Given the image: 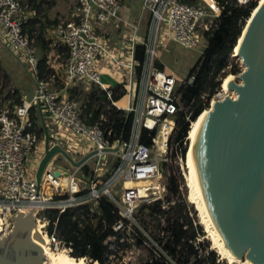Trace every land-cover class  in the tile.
<instances>
[{
    "label": "built area",
    "instance_id": "obj_1",
    "mask_svg": "<svg viewBox=\"0 0 264 264\" xmlns=\"http://www.w3.org/2000/svg\"><path fill=\"white\" fill-rule=\"evenodd\" d=\"M140 1L139 20L131 25L128 62L123 59L122 39L113 51L109 46L110 35L99 30L100 26L109 23L119 27L120 0H74L70 18L59 19L44 30L46 40L67 48V58L59 71V79L63 85L71 88L80 82L95 86L105 93L112 107L125 114H132L128 140L116 139L110 142L104 136L100 124L91 126L85 123L81 118L82 108L78 102L61 95L53 87L54 76H38L34 32L28 35L25 31L27 23L38 16L36 10L31 8L32 3L29 0H0V44L22 66H26V72L35 85L30 102L0 108L2 234L5 235L4 232L13 228L11 219L26 211L32 212L35 221L43 223L42 232L47 235L48 221L41 217L43 211L56 209L62 213L68 208L89 203L91 212H96L98 200L106 197L117 208L119 217L127 221V228L134 226L140 230L145 240H153L137 225L134 218L136 208L140 203L163 200L162 195L167 192L168 183L161 184L158 179L168 180L170 177L168 165L173 152L174 158L183 164L185 157L182 158L181 149L174 142V130L176 119L183 113L189 121L190 113L188 108L182 106L177 91L180 87L191 86L195 80L194 76H187L182 82H177L175 76L158 69L155 66L156 51L161 45V35H166L184 48L195 49L203 45L206 42L204 33L215 25L221 8L213 1L216 12L203 0L211 13L202 3L194 5L181 0ZM251 1L258 0H235L238 6H246ZM145 13L148 14L147 29L145 36L140 39L139 24ZM138 45L144 46V59L140 76L136 79L137 62L134 60V53ZM101 59L108 61L115 69L129 70L132 75L130 81L113 91L114 88L106 85L102 77L99 67ZM113 92L127 96L128 105L121 107L117 101H113ZM31 107L35 108L40 120L47 118L59 132L48 135L51 138L48 139L50 147H61L62 139H67V135L78 142H84L88 153L96 152L90 158H96L91 179L79 176L78 169L58 164L60 155H55L42 173L40 186L37 187L35 172L38 163L32 165L31 162L40 160L43 153L38 155L37 130L29 117ZM143 131H147L145 138L150 140L149 144L140 142ZM185 144L186 137L183 141V145ZM158 162L162 163L161 173L158 172ZM97 168L103 173L98 175ZM55 172H58V176L54 175ZM127 180L151 181L153 184L142 186V194H139L136 186L123 188ZM119 182L122 185L118 197L114 188ZM44 184L50 191L48 194H43ZM125 227L119 220L112 229L123 232ZM160 253L168 264H177L165 253ZM218 262L220 263L219 259Z\"/></svg>",
    "mask_w": 264,
    "mask_h": 264
},
{
    "label": "trees",
    "instance_id": "obj_2",
    "mask_svg": "<svg viewBox=\"0 0 264 264\" xmlns=\"http://www.w3.org/2000/svg\"><path fill=\"white\" fill-rule=\"evenodd\" d=\"M37 1L29 0V3H32L31 8L36 12L40 5L36 4ZM53 1L47 2L48 7L54 5ZM181 1L198 4V0ZM213 1L221 11L215 25L204 33L205 50L196 64L189 69L187 76H194V83L191 86L180 87L177 91L182 106L188 108L190 113L189 121L185 119L183 113L176 119L174 130V142L178 143L182 158L187 151V144L183 145V141L190 128V122L192 124L200 113L208 108L211 98L221 88L222 81L227 76L240 73L235 59L231 57L232 51L257 3L251 1L246 6H238L235 0ZM39 2L44 3V0ZM37 23H39L37 18L27 23L25 31L28 35H31ZM43 28L40 26L39 33L34 38L38 76L40 78L54 76L53 87L59 90L63 88L59 71L64 66L68 51L65 46L46 40ZM143 59L144 46L138 45L134 53V60L137 62L136 79L140 76ZM118 89L120 86L112 90ZM73 92H75L73 88L67 90L70 99ZM121 95L122 93L113 92V101H118ZM23 103L20 96L13 100V105L19 106ZM81 108V118L85 123L91 126L100 124L104 136L110 142L116 139L128 140L132 114H125L112 107L103 91L98 88L90 90ZM29 117L36 128L39 118L35 108L29 109ZM41 133L42 130L37 131L39 140ZM146 134L147 131H143L140 142L149 144L150 140L145 138ZM81 171L82 176L92 178L93 172L86 164L81 167ZM167 192L173 198L166 201L168 205L157 200L150 204H142L135 212L137 225L153 240H145L140 230L134 226L127 228V221L119 217L117 208L106 197L98 200L96 212H91L92 207L89 203L68 208L62 213L56 209L43 211L41 217L48 221L45 236L52 245L57 244L62 248L58 249L59 251H64L71 258L87 264H126V255L132 250L138 253L135 264H168L160 252L165 253L177 264H220L216 253L209 249L208 242L199 241L204 236L203 228L192 206L182 197L179 183L174 177L168 179ZM189 200L192 202L190 198ZM144 211L147 213L143 214ZM161 218L164 226L160 224ZM119 220L126 226L123 232H115L112 229ZM152 220L157 221V230L154 234L148 229ZM144 252L145 254H142Z\"/></svg>",
    "mask_w": 264,
    "mask_h": 264
},
{
    "label": "water",
    "instance_id": "obj_3",
    "mask_svg": "<svg viewBox=\"0 0 264 264\" xmlns=\"http://www.w3.org/2000/svg\"><path fill=\"white\" fill-rule=\"evenodd\" d=\"M263 12V11H262ZM255 16L247 34L243 55L245 69L241 83L233 85L235 99L224 100L216 110L212 149L215 189L223 218L242 251L264 264V12ZM44 154L35 180L55 155L79 169L96 154L90 152L75 161L59 145L49 146L45 123ZM161 162L158 172L161 173ZM58 176V172L54 173ZM32 212L15 218L12 230L0 239V264H46L35 247L29 230ZM34 220V218H33ZM225 225V224H224ZM34 238L37 237L33 234Z\"/></svg>",
    "mask_w": 264,
    "mask_h": 264
},
{
    "label": "rangeland",
    "instance_id": "obj_4",
    "mask_svg": "<svg viewBox=\"0 0 264 264\" xmlns=\"http://www.w3.org/2000/svg\"><path fill=\"white\" fill-rule=\"evenodd\" d=\"M49 1L51 2L52 0H44V3L39 2V0L36 2V4H40L39 7L37 8V14H38V16H37L38 19L37 20H38L39 23H37L36 26H35V29H33L34 36L38 35L40 26L44 27L43 28V34H44L45 33L44 29L46 27L50 26L51 24L56 23L59 20L58 16L61 15L59 12H63L64 9L68 11V6H67L68 0L67 1L66 0H58L60 5H58V8L56 10L57 11L59 9L60 10L58 12L56 11L57 14L54 15L52 13V9H51L52 7H48V5H47V2H49ZM203 1L205 3H207L214 11L217 12V8L214 5V3L210 4L208 2L209 0H203ZM203 1L202 0H198V3H202V4L205 5V3ZM55 3H56V0H55ZM256 5H257V3H256ZM205 6L207 8V11L209 13H211L212 11L209 8V6H207V5H205ZM143 25H144V23H143ZM104 26H108V25H103V27ZM139 36H140V33H139ZM205 47H206V45L203 44V45L197 47L196 49H183V48L179 47L176 43L173 42V43H171V45L168 44L167 50L163 49V50L160 51V53L164 54V52H165L167 54L166 61H169L170 65L172 66V68L174 69V71L176 73L175 74V76H176L175 80L177 82H182L184 79L187 78L189 69H191L196 64V62L200 58L201 54L205 50ZM231 57L233 59H235V64H237V66H238V68L240 70L239 74H237V75H233L232 74V76H234V83L236 85H238V84L241 83L239 75L243 71L244 66L242 64V61H241L240 57L233 55V51H232V56ZM64 63H65V61H64ZM26 69H27L26 66L25 67L22 66L6 50V48L2 44H0V108L6 107V106H10L11 107V105H13V100H15L16 96H20L23 99V101L26 102V103H28V102H30L32 100V97H33L34 91H35V85H34V82L32 81V79L30 78V76L27 74ZM73 89H74L75 92H73L71 100H74V101L78 102L80 105H82L84 103V100L86 98L87 93L90 90H96L97 87H95V86H87L84 83L77 82L75 84V87H73ZM225 95H227L229 97V99H234V97L236 98V96L233 95V92L229 91V92H227L225 94L222 91L221 88L214 94L213 98L215 100L222 101L223 98L225 97ZM126 97H124L123 100L121 99V100L117 101L119 106L122 107V106L128 105ZM213 98H211V100ZM209 104H210V102H209ZM44 121H46L45 122V127H46V131H47L48 135H56V133H59V132H57L55 126L53 124L52 125L50 124V121L47 118H45ZM190 126H191V124H190ZM36 130L37 131L42 130L41 137H40V140H39V152L38 153H40V154L43 153L44 154V151H45L44 150L45 132L42 129L40 118L38 119V121L36 123ZM65 136H66L68 141H62L61 148L63 150H65L75 161L80 160L83 156L88 154L87 147H86V144L84 142H82V141L78 142L77 140H75L74 138H71L70 136H67V135H65ZM49 139L51 140L50 137H49ZM69 144H71V147H69ZM108 159L109 158L107 157L106 161ZM95 160H96V158L89 159L85 163L89 167V170L91 172H94L93 170L95 168V163H94ZM109 161H112V160H109ZM57 163L61 164L64 167H69L68 163L63 159L62 156L58 157ZM168 169H169V172H170V177H174L178 181L179 190L182 193V197L185 198V200L188 202V204H190L192 206L193 210L196 212V217L198 218V222L203 228L204 236L199 241L208 242L209 249L213 250L216 253V256L220 260L221 264H229L227 261L222 259L221 255L219 254V252L217 250V247L213 243H211V240L208 237L209 227H208L207 223L203 220V217L200 215L198 206L196 205V202L193 200V198H192V196L190 194V191H189V189L187 187V182L185 180V175L187 173V170H186V167H185V164H184V160H183V164H181L179 162V160L174 158V152H173L172 158H171V162L168 165ZM96 172L99 175L101 173V169H99V170L97 169ZM78 175L82 176L81 168L78 169ZM158 180H159V182L161 184H163V183L167 184L168 183L167 179H163L162 180L160 178ZM121 185H122V182H119L117 184L116 188H114V191L116 192V196H118V197L120 196L119 192L121 191ZM146 185H149V184H143V185L135 184V185H132V186H129V185H126V186H127V188H132V187L136 186V187H138V190H139V193H140L141 190H142V186H146ZM167 185H166V187H167ZM43 188H44V190L48 189L45 186ZM188 195H189V198L192 200V202L194 204L189 200ZM162 199L163 200H160V201H162L164 205H168V203L166 201L167 200H172L173 198L168 192H165L162 195ZM151 202L152 201L145 202V203H140L137 206L136 211L138 210L139 206H141L142 204H150ZM146 213H147V211H144L143 214H146ZM192 214L193 213L191 211V216H192ZM15 218L13 220L11 219V222L13 221V225L15 223ZM39 218L40 217L38 216L37 219H39ZM160 220H161L160 224L162 226H164L163 218H161ZM36 225H37V223H36ZM148 229L150 230L149 232L151 234H154L156 232V230H157V221H153L152 220V222L149 223V228ZM11 230H12V228H11ZM9 232L6 231L4 233L8 234ZM1 235H4V234H1ZM45 238H46V245L48 246V248H50L52 251H56L57 253H61L62 252V251L58 250V249H62V248H60L57 244L52 245L48 241L46 236H45ZM47 241H48V243H47ZM62 253L66 254V252H64V251ZM142 254H145V252L142 253ZM137 256H138V253H137L136 250H132L131 252L129 251L127 253V255H126V258H125L126 264H135L136 263V259L135 258ZM236 264H240V263H236Z\"/></svg>",
    "mask_w": 264,
    "mask_h": 264
},
{
    "label": "bare ground",
    "instance_id": "obj_5",
    "mask_svg": "<svg viewBox=\"0 0 264 264\" xmlns=\"http://www.w3.org/2000/svg\"><path fill=\"white\" fill-rule=\"evenodd\" d=\"M208 2L213 4V0H209ZM262 11L264 12V0H258L256 7L253 9L250 17L246 21L241 35L236 42L233 49L234 56H238L240 58L242 57L249 29L255 16L259 15ZM234 84V76L229 75L223 80L221 89L225 94L231 91L233 92V95L236 96V92L233 90ZM226 99H229L227 95H225L222 101L215 100L213 98L210 101L208 109L203 110L196 120L192 122L186 135L187 151H185L186 154L184 164L187 173L185 175V180L190 194L198 206L200 215L209 227L208 237L211 240V243L217 247L222 259L227 261L229 264H256L247 255V251H242L237 242L229 236V234L231 235V232L223 218L216 195L212 163L213 130L216 110ZM135 184L143 185L152 183L151 181L133 182L131 180H127L125 181L123 188H127L126 185L132 186ZM49 192L50 191L48 189L43 190V194H48ZM139 194H142V190ZM33 218L34 216L31 214V218L29 219L31 223H29L28 227L36 246L42 247V251L38 250L36 247L35 249L38 251L40 257L46 264H86L82 260L77 261L71 258L67 255V253H62L63 251L61 253H57L56 251H52L48 248L46 245V238L44 236L45 234L42 232L44 225L41 221H35ZM1 234L2 228L0 226V239L7 235ZM33 234L37 237L34 238Z\"/></svg>",
    "mask_w": 264,
    "mask_h": 264
},
{
    "label": "crops",
    "instance_id": "obj_6",
    "mask_svg": "<svg viewBox=\"0 0 264 264\" xmlns=\"http://www.w3.org/2000/svg\"><path fill=\"white\" fill-rule=\"evenodd\" d=\"M73 2H74V0H68V2H67L68 11L64 9L63 12H59L61 14L60 16H58L59 19L70 18V16H71L70 8H71ZM120 2H121V7L119 10V14H118V16H119V20H118L119 21V27L116 28L113 23H109V24H104V25H108V26H104V27H103V25L100 26L99 30L101 32H106L110 35L109 46L111 47V50H113V51H115L117 44H119V42L121 43V39H122V44L124 46V48L122 49L123 59H124V61L128 62L127 54H128L129 38H130V35L132 33L131 25L136 24L139 20V17L141 14V1L140 0H120ZM58 3H59L58 0H56V3L54 0V5L51 8L52 13L54 15H56L57 12L60 10V9L58 11L56 10L58 8V5H60V3L59 4ZM147 20H148V14L145 13L142 15V19H141L140 24H139L140 36L138 33V37L140 39H142L145 36V32L147 29ZM143 23H144V25H143ZM160 42H161V45L158 48V50L156 51L155 66L158 69L163 70L165 73L175 76L176 73H175L174 69L170 65L169 61H166L167 54L165 52H164V54L160 53V51L163 49L167 50L168 44L171 45V43H173L174 41L167 38L166 35L165 36L161 35ZM174 43H176V42H174ZM177 45L183 49H189V48H184V47L180 46L179 44H177ZM204 45H206V43H204ZM99 67H100V71H101L102 77H103L106 85H108L110 88H115L116 86H120V87L125 86L130 81V79L132 78V75L129 72V70H127L126 68L115 69L114 67H111V65L106 60L101 59L99 61ZM71 88H73V87H71ZM68 89H70V87L63 85V88L59 89V92L61 95H66L67 97H69V95L67 93ZM124 97H126V96L122 95L118 100H121V99L123 100ZM62 141H63V139H62ZM64 141H68V140L64 139ZM69 147H71V144H69ZM38 155L41 156L42 154L38 153ZM38 161L39 160H34L31 163H32V165H36L38 163ZM99 169L100 168H98V170ZM102 173L103 172H101V174ZM44 186H45V184L43 185V187ZM43 190H44V188H43Z\"/></svg>",
    "mask_w": 264,
    "mask_h": 264
}]
</instances>
